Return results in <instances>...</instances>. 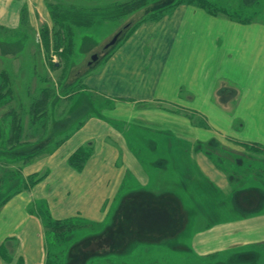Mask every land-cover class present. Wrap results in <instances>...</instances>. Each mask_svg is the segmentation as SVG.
<instances>
[{
	"label": "crops",
	"instance_id": "1",
	"mask_svg": "<svg viewBox=\"0 0 264 264\" xmlns=\"http://www.w3.org/2000/svg\"><path fill=\"white\" fill-rule=\"evenodd\" d=\"M44 27L53 28L46 0H0V36L7 38L0 57L15 56L22 46L27 50L30 34L37 36L35 43ZM82 80L75 105L80 100L87 110L91 105L98 111L77 115L45 155L20 168L0 163V264H47L46 217L106 221L128 182L146 186L152 171L164 173L170 160L174 164L169 155L175 151L167 147L166 153L160 152L155 140L159 136L170 140L177 134L189 144L242 157L248 154L245 146L264 150L262 21L242 23L183 4L139 26ZM133 130L152 133L148 150L167 158L154 160L149 167L144 164L138 157L139 144L132 147L128 138ZM80 148L90 150L82 169L70 163ZM213 153L203 152L201 146L179 152L188 155L184 164L197 166L200 178L229 190V177L212 160ZM34 175L42 180L30 187ZM249 196L257 204L243 219L244 226L230 224L235 238L244 241L234 248L264 243L263 206ZM219 229L214 247L196 244L204 255L229 250L217 246L227 245L231 229ZM241 229H247L244 238L236 234Z\"/></svg>",
	"mask_w": 264,
	"mask_h": 264
},
{
	"label": "rangeland",
	"instance_id": "2",
	"mask_svg": "<svg viewBox=\"0 0 264 264\" xmlns=\"http://www.w3.org/2000/svg\"><path fill=\"white\" fill-rule=\"evenodd\" d=\"M130 1L103 0L99 4H124ZM209 1L225 12L235 14L237 18L264 22V0ZM59 2L70 3L68 0ZM155 3L135 14L129 13L120 21H101L93 30L75 28L74 52L65 50V47H56L53 34L48 44L42 42L41 35L39 41L34 43L33 39L36 40L37 36L30 34L32 43L27 45V50L22 46L19 54L0 57V87L3 85L0 90V163L20 168L30 160L45 155L58 139L59 132L76 122L75 119L81 113L98 111L91 105L90 111L87 110L88 107H84L80 100L75 105L80 81L103 61L109 52L106 46L128 22L134 24L147 11L161 7V3ZM75 4L79 5V2ZM217 17L227 18L225 14ZM0 39L1 47L7 38L0 36ZM95 55L98 60L92 62ZM5 95L7 97L3 98ZM175 110L182 114L181 110ZM151 136L152 133L148 131L136 134L133 130L128 137L132 147L139 144L138 157L148 167L154 160L167 158L164 153L152 154L148 150ZM169 139L159 136L155 140L158 141L160 152L166 153L167 147L173 148L175 155H169V160L174 158V164L170 160L168 171L164 173L152 171L153 179L146 186L139 187L135 180L128 182L125 192L113 203L106 221L92 223L79 220L72 227L74 231L64 236L61 233H48V264H264V243L243 244L234 248L237 242L241 244L244 241L235 238L236 235L232 234L235 228L230 226L234 223L244 226L243 219L250 216L251 206L257 203L248 200L249 194L259 200V208L263 206L264 210V150L258 149V145H244L248 148V154L242 157L225 154L208 145L189 144L177 134ZM193 146H201L203 152H214L212 160L218 162L224 175L229 177V190L220 188L215 181L200 178L202 173L196 165L183 163H186L183 158L188 155H180L179 152ZM188 174L194 177L186 178ZM14 184L18 190V178H15ZM168 190L174 194L168 193ZM139 192L156 196L173 194L186 213L184 232L177 239L156 244L130 241L119 254L108 251L110 241L103 237L104 233L116 222L125 198ZM170 224L167 214L147 210L136 219L135 230L165 234L171 228L174 229ZM219 227L231 230L228 232L230 238L226 241L227 245L224 247L221 244L217 249L227 246L233 249L204 255L206 251L196 244L214 247ZM246 230H236V234L244 238ZM117 242L120 244L123 241Z\"/></svg>",
	"mask_w": 264,
	"mask_h": 264
},
{
	"label": "trees",
	"instance_id": "3",
	"mask_svg": "<svg viewBox=\"0 0 264 264\" xmlns=\"http://www.w3.org/2000/svg\"><path fill=\"white\" fill-rule=\"evenodd\" d=\"M101 1L103 0H91L83 3L80 1L78 5L75 3L65 4L59 2V0H46L48 10L53 20V28H42V42L48 44V41H50L49 37H51L53 34L56 47H65V50L71 49L72 52H74L75 28H82L86 31L93 30L101 21H120L123 19L122 17H126L129 13L135 14L152 4H156L155 2L161 3V7L147 11V13L134 24H132V22H128L124 29L118 33L119 40L117 44L107 48V51L109 52L104 59L109 58L118 48V46L123 41H125L139 26L148 22L157 21L166 14L170 13L176 7L183 4L199 7L206 10L213 16H221L222 14H225L227 18L237 20L238 22H251L250 19L237 18L235 17V14H229L225 12L209 0H131L130 2L124 4L116 2L113 4L106 3L105 5L99 4ZM82 83L83 80L80 81V88L83 86ZM1 86L3 87V85ZM2 87H0V90ZM2 97L6 98L7 96L5 95ZM89 157L90 150L80 148L70 158V163L74 167L82 169ZM35 177L38 176L34 175L29 178L28 186L33 187L42 180L41 177ZM147 210L153 211V213L163 212L167 214V217L171 223L170 226H174V229L172 230L171 228V231H168L165 234H162L163 232H139L135 230L136 219ZM44 221L46 236L48 233H61L62 236H64L67 233L73 232L75 228L72 227L80 222L79 220L73 219L56 221L49 217H46ZM185 224L186 213L180 202L173 194L156 196L155 194L139 192L125 198L119 210L116 222L112 227L109 228V230H107L106 233H104L103 237L110 241L108 251L119 254L122 253L128 242L133 240H140L141 242L156 244L167 239H177L181 233L184 232ZM115 237L117 240H122L123 242H120L119 244L117 240H115ZM48 263L49 262H47V264Z\"/></svg>",
	"mask_w": 264,
	"mask_h": 264
},
{
	"label": "water",
	"instance_id": "4",
	"mask_svg": "<svg viewBox=\"0 0 264 264\" xmlns=\"http://www.w3.org/2000/svg\"><path fill=\"white\" fill-rule=\"evenodd\" d=\"M119 40V34H117L112 40L111 42L106 46V48H110L112 46H115L117 44ZM98 60V56L95 55L92 57V62H96ZM92 62L90 63V65H92Z\"/></svg>",
	"mask_w": 264,
	"mask_h": 264
}]
</instances>
